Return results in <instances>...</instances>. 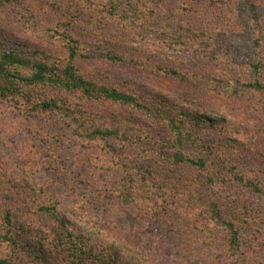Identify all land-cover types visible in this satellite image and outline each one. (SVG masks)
I'll use <instances>...</instances> for the list:
<instances>
[{
  "label": "trees",
  "instance_id": "obj_1",
  "mask_svg": "<svg viewBox=\"0 0 264 264\" xmlns=\"http://www.w3.org/2000/svg\"><path fill=\"white\" fill-rule=\"evenodd\" d=\"M76 2L73 11L78 15L102 14L108 24L119 22L123 32L150 35L163 52L200 51L215 61L213 69L199 75L160 69L190 86L189 92L176 94L178 102L101 84L98 76L85 75L77 60L99 57L122 63L123 57L108 48L93 49L60 26H44L24 2L0 0L6 8L19 6L23 24L40 34L42 41L61 43L66 54L61 59L0 31V101L29 104L33 113L57 124L60 138L76 135L98 147L104 159L102 170L106 169L101 174L105 188L125 206L155 221L172 214L185 220L193 235L218 255L239 264L249 260L264 264V206L240 198L248 191L264 200L257 180L264 168L243 162L248 152L259 153L264 161V131L253 122L252 133L244 138L243 128L227 117L231 106L247 99L251 110L264 109V0ZM189 17L193 22H186ZM122 37L118 32L114 42ZM204 92L215 100L203 101ZM74 98L129 110L146 119L145 124L93 123ZM195 100L218 117L180 106V102L195 105ZM50 136L62 141L56 134ZM14 186L26 194L27 213L39 219L27 227L11 209L0 213V264H26L24 257L19 260L22 248L36 264H156L129 245L113 241L85 217L89 201L78 190H73L74 201L64 206L57 198L40 203L23 183ZM61 210L75 220L69 221Z\"/></svg>",
  "mask_w": 264,
  "mask_h": 264
},
{
  "label": "rangeland",
  "instance_id": "obj_2",
  "mask_svg": "<svg viewBox=\"0 0 264 264\" xmlns=\"http://www.w3.org/2000/svg\"><path fill=\"white\" fill-rule=\"evenodd\" d=\"M19 1L29 6L44 26L52 29L60 26L70 36L84 41L93 49L108 48L124 58L122 63H110L99 57L77 60L80 70L91 78L98 76L101 84L119 85L122 90L128 92L141 90L143 93L157 94L166 100L178 102L176 94L189 92L190 86L162 73L160 69L176 68L198 75L209 67L213 69L215 61L200 51L190 49L187 53H181L170 49L163 52L156 45L158 40L150 35L136 34L132 30L123 32L119 28V22L108 24L102 14L84 12L85 15H78L73 8L76 7L77 10L76 1L79 0ZM6 7L0 6L1 33L18 41H25L33 48L49 51L61 59L66 57L61 43L54 45L42 41L40 34H33L32 29L23 24L19 6ZM185 20L193 22L194 19L189 17ZM118 32L123 35V40L116 43L114 41ZM202 97L203 101H213L216 98L206 92ZM74 100L78 106L84 108L88 121L93 123L105 120L109 125H116L117 120H128L137 125L145 124L142 122L146 119L129 110L113 109L96 101H81L77 98ZM238 102L240 103L229 108L227 117L243 128L244 138L252 133L253 122H258L264 131V109L251 110L248 99ZM180 104L183 110L218 117L215 113L196 105L197 100L195 105L187 102ZM28 105L0 101V213L4 214L5 210L11 209L15 218L24 226L37 224L39 218L25 210L29 206L26 194H21L14 184L23 183L40 203L49 204L50 199L57 198L64 206L74 201L73 190H78L89 201L84 206L85 217L91 218L105 235L113 238V241L120 245H129L156 264H239L234 258L220 256L212 247L201 243L187 228L185 220H176L170 214L155 221L125 206L105 188L101 174L106 173V169L102 170L104 159L101 150L90 146L76 135L60 138L57 124L43 118V115L33 113ZM52 133L62 141L51 138ZM61 134L64 135L63 132ZM151 134H155V131L152 130ZM210 135L213 139H218L214 132H210ZM257 154L259 155L257 152L246 153V160L243 162L252 168H264V161L260 160ZM257 180L264 189V172L259 174ZM231 193L234 197V193ZM227 195L225 193L223 196L224 202ZM240 198L248 201L247 203L264 206L262 198L251 195L248 191ZM65 210H61V214H66ZM66 216L69 221L75 220L70 213ZM76 220L78 224L85 226L84 222ZM88 227L85 226L87 230ZM21 250L19 255L22 257L19 260L24 257L26 264H36L33 258L28 257L27 251L23 248ZM261 262L249 260L240 264H263Z\"/></svg>",
  "mask_w": 264,
  "mask_h": 264
}]
</instances>
